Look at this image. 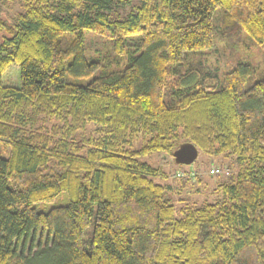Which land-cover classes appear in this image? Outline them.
Masks as SVG:
<instances>
[{
	"label": "trees",
	"instance_id": "obj_1",
	"mask_svg": "<svg viewBox=\"0 0 264 264\" xmlns=\"http://www.w3.org/2000/svg\"><path fill=\"white\" fill-rule=\"evenodd\" d=\"M0 34V264H264V0H24ZM184 141L240 167L178 217L140 157Z\"/></svg>",
	"mask_w": 264,
	"mask_h": 264
},
{
	"label": "rangeland",
	"instance_id": "obj_2",
	"mask_svg": "<svg viewBox=\"0 0 264 264\" xmlns=\"http://www.w3.org/2000/svg\"><path fill=\"white\" fill-rule=\"evenodd\" d=\"M24 10V0H14L10 2L0 1V15L4 18L16 16L18 12ZM86 48L89 58L95 57L101 45L99 35L86 31ZM1 39V34H0ZM250 51L256 54V60L259 62L263 59L264 46L249 43ZM222 50V49H221ZM263 52V53H262ZM221 53V52H220ZM215 52L209 57V65L215 67L220 62V66L226 63L225 57ZM220 67V68H221ZM221 71V70H220ZM251 81L257 79L256 76L250 77ZM3 81L5 85H20V66L13 63L4 73ZM185 142V141H184ZM141 139H136L131 148L141 147ZM0 153L6 156V150L0 142ZM140 159L148 162L150 165L157 167L163 172L154 176V179L162 184L168 185V193L170 199L176 206L177 216H183L188 207L201 206L208 202H214L222 198L220 185L225 182L231 174H235L239 170V164L234 155H209L199 150L198 157L191 164L176 163L173 156L164 154L163 152H153ZM219 172H217V170ZM59 199L53 202L39 203L37 205L40 210H47L51 206L57 204ZM40 236L38 234L37 238ZM46 240V236L44 237ZM31 238L26 241L25 254L30 252L29 246ZM24 244H19V251H22ZM35 250V249H34Z\"/></svg>",
	"mask_w": 264,
	"mask_h": 264
},
{
	"label": "water",
	"instance_id": "obj_3",
	"mask_svg": "<svg viewBox=\"0 0 264 264\" xmlns=\"http://www.w3.org/2000/svg\"><path fill=\"white\" fill-rule=\"evenodd\" d=\"M199 149L197 146L190 142L185 141L179 144V146L173 151L172 155L179 164H191L198 157Z\"/></svg>",
	"mask_w": 264,
	"mask_h": 264
},
{
	"label": "built area",
	"instance_id": "obj_4",
	"mask_svg": "<svg viewBox=\"0 0 264 264\" xmlns=\"http://www.w3.org/2000/svg\"><path fill=\"white\" fill-rule=\"evenodd\" d=\"M216 170H217V172H219V171H220V170L218 171V169H216Z\"/></svg>",
	"mask_w": 264,
	"mask_h": 264
}]
</instances>
